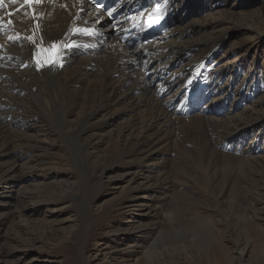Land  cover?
<instances>
[{
	"label": "bare ground",
	"instance_id": "6f19581e",
	"mask_svg": "<svg viewBox=\"0 0 264 264\" xmlns=\"http://www.w3.org/2000/svg\"><path fill=\"white\" fill-rule=\"evenodd\" d=\"M195 1H170L176 12L171 14L168 8L164 9L165 0H117L109 6L108 13L93 8L85 0H0V160H3L0 161V188L7 191L1 184L14 179L18 163L27 156V150L33 151L35 143L28 131L34 129L39 118H48L45 111L50 108L49 102L64 100L70 107L62 118L66 128L63 133L73 144V154L79 151L80 159L82 153L90 156L87 140L96 139L106 142L119 160L134 156L135 160L130 161H142L149 166V175L139 169L130 173V181L144 180L131 188L136 192L130 195V206H135L137 211L147 209L151 201L159 203V208L164 207L166 196L169 197L166 192L170 191L168 168L174 167L170 166L172 158L166 154L174 151L179 140L187 147L195 146V150L190 148L188 152L191 153L190 161L191 156L196 155L200 159L223 156L232 158V162L243 161V169L248 168L242 171L246 180L237 176L240 170L233 165L231 176L234 173L237 179L220 178L215 184L222 187L217 191L220 195L225 188L228 196L236 199L247 196L246 199L263 200L264 192L250 193L259 189V182L264 184V148L255 149V142L261 141V136L255 134L251 138L254 147L246 149L240 143L264 125V97L242 110L240 115L236 113L240 103L246 102V92L255 96L263 92L264 87L259 83L251 86L250 91L247 82L254 79L249 75H244L235 86L240 63L232 60L231 69L227 64L214 67L211 59L216 56L217 48L224 45L220 46L222 43L217 40L214 50H210L212 47H205L208 44L205 38L214 32L218 20L228 23L227 19H238L251 31L258 28L264 31V15L259 8L249 16H236L232 11L221 13L225 19L220 15L221 18L213 16L189 21V15L178 8L188 7L187 2L195 4ZM227 5L221 2L219 7ZM112 13L118 18L110 20L108 14ZM154 23L167 31L160 34L161 29L152 30ZM127 31L130 36L124 40ZM187 33L193 36L182 40ZM149 34L155 35L153 41L147 36ZM104 36H107L105 42ZM206 49L201 59L194 58ZM75 58L78 59L75 61ZM208 76L212 79L208 80ZM224 76L230 81H225ZM235 94L242 100L232 103L229 100ZM204 100L208 102L199 110L197 104ZM40 106L44 108L42 113ZM123 115L127 116L126 120L114 123ZM177 123L196 128V131L192 133L188 129L184 136L177 137V130H173ZM220 129L223 130L220 132ZM103 155L96 157L102 160ZM35 161L31 157L24 163L35 168ZM186 161L177 164L180 166L174 167L172 172L182 176L188 173ZM232 162L230 165L234 164ZM251 163L258 166L254 169ZM211 168L208 165L204 175H208ZM217 170L213 168L212 171L216 174ZM192 172L195 171L190 169L189 173ZM93 176L91 171L88 178ZM245 187L249 190L243 191ZM7 193L0 199H6ZM172 195L176 197L178 193ZM256 203L252 208L257 213ZM123 262L130 264L126 259Z\"/></svg>",
	"mask_w": 264,
	"mask_h": 264
},
{
	"label": "rangeland",
	"instance_id": "374dc122",
	"mask_svg": "<svg viewBox=\"0 0 264 264\" xmlns=\"http://www.w3.org/2000/svg\"><path fill=\"white\" fill-rule=\"evenodd\" d=\"M170 1L165 0L164 9L168 8L171 14L176 13ZM217 1L219 3L212 0H197L195 4L187 2L188 7L183 6L178 11L183 9L189 15L188 20L196 22L213 16L219 18L221 13L232 11L237 13L236 16H249L259 8L264 15V0ZM221 2L228 5L219 7ZM227 20L228 23L218 20L214 32L205 38L208 40L205 47H212L210 50H214L213 45L217 40L222 43L220 46L224 45L221 49L217 48L211 64L214 67L227 64L231 69L233 62L240 63L241 70L234 80L235 86L239 85L244 75H249L254 79L247 82L250 91L251 86L262 84L264 87V31L259 28L251 31L238 19ZM192 36L187 33L182 40ZM103 40H107L106 36ZM207 50L197 53L194 58L201 59ZM207 79L211 80L212 76ZM223 79L226 81V76ZM245 94L246 102L240 103L236 115L264 97V88L255 96H250V92ZM241 100L235 94L229 101L236 103ZM53 101L49 102L52 106L49 105L50 108L45 111L48 118H39L34 129L28 131L35 145L32 146L33 151L27 150V156L16 166L12 179L16 183L11 180L1 184L7 187V191L0 188V197L7 192L10 194L7 193L6 199H0V264H127L123 262L125 259L130 264H264V199L255 201L246 199L247 196L236 199L228 196L225 188L220 195L217 191L220 192L222 187L215 185L220 178L231 176L233 165L240 170L237 176L246 180L242 171L248 168L243 169V161L232 162V158L223 156L200 159L195 153L197 157L191 156L190 161L191 153L188 152L190 148L195 150V146L191 144L192 147L188 148L178 139L174 151L166 154L172 158L170 166H180L177 164L184 163L187 158L189 161L186 162L195 166L186 163L189 171L184 176L179 172L173 173L174 167H169L167 186L170 191L166 192L169 197L166 196L164 207L159 208V203L154 204L149 200L148 210L137 211L135 206H130L132 202L129 198L132 192H136L132 189L137 187L139 180L130 181V173L139 169L149 175V166L142 161H130L135 160L134 156L133 159L119 160V156L108 149L106 142L96 139L87 140L90 156L82 153L80 159V152L73 154V144L67 141L68 137L63 133L66 128L62 118L70 103ZM207 102H199L197 108H205ZM32 107L35 109L34 105ZM39 108H42L40 113L44 112L43 107ZM126 118L123 115L114 123ZM42 126H45L44 130ZM188 129L192 133L196 131V128L181 123L173 127L174 131L177 130V137L184 136ZM252 134L241 140V146L246 149L254 147L251 138L256 134L262 140L255 142V149L264 148V125ZM100 154H104L102 160L96 157ZM182 154H185L184 158ZM31 157L36 159L35 168H29L24 163ZM231 162L234 164L230 165ZM208 165L218 169L216 174L211 168L207 172L209 174L204 175ZM251 165L254 169L258 166L257 163ZM190 169L195 172L189 173ZM89 171L93 172L94 178H88ZM26 174L31 176L27 177ZM233 174L231 178L237 179ZM249 174L256 178L255 174ZM258 187L260 190L250 193L264 192L263 183L259 182ZM248 190L246 187L243 189ZM175 192L178 193L176 197L172 195ZM8 195L13 197L9 198ZM254 202H257V213L252 208Z\"/></svg>",
	"mask_w": 264,
	"mask_h": 264
},
{
	"label": "snow or ice",
	"instance_id": "6c2138e0",
	"mask_svg": "<svg viewBox=\"0 0 264 264\" xmlns=\"http://www.w3.org/2000/svg\"><path fill=\"white\" fill-rule=\"evenodd\" d=\"M53 47H54V45H53Z\"/></svg>",
	"mask_w": 264,
	"mask_h": 264
}]
</instances>
